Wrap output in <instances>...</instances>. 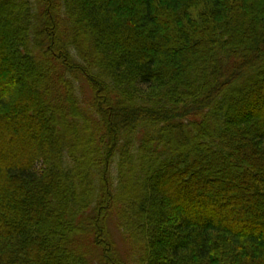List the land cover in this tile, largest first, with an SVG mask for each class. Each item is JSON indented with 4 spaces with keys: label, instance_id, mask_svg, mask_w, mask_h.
<instances>
[{
    "label": "trees",
    "instance_id": "16d2710c",
    "mask_svg": "<svg viewBox=\"0 0 264 264\" xmlns=\"http://www.w3.org/2000/svg\"><path fill=\"white\" fill-rule=\"evenodd\" d=\"M0 264H264V0H0Z\"/></svg>",
    "mask_w": 264,
    "mask_h": 264
},
{
    "label": "rangeland",
    "instance_id": "374dc122",
    "mask_svg": "<svg viewBox=\"0 0 264 264\" xmlns=\"http://www.w3.org/2000/svg\"><path fill=\"white\" fill-rule=\"evenodd\" d=\"M82 85H83V83H82ZM83 86H85V85H83ZM86 89L87 88H85V90ZM189 119H192V117H190ZM189 119H184V122L188 123ZM110 223H111V221H110ZM109 228L113 234V238H114L115 242L117 243L118 247L121 249L122 252H124L125 251V240L122 239V236L120 235L118 230L115 228V225L113 222L110 224Z\"/></svg>",
    "mask_w": 264,
    "mask_h": 264
}]
</instances>
